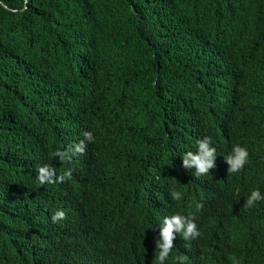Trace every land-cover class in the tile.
<instances>
[{
	"label": "trees",
	"instance_id": "obj_1",
	"mask_svg": "<svg viewBox=\"0 0 264 264\" xmlns=\"http://www.w3.org/2000/svg\"><path fill=\"white\" fill-rule=\"evenodd\" d=\"M205 137L215 167L197 176L182 158ZM237 145L248 162L228 173ZM45 165L71 179L40 184ZM254 190L264 0H0V264H159L176 214L200 235L176 233L164 264H264Z\"/></svg>",
	"mask_w": 264,
	"mask_h": 264
},
{
	"label": "clouds",
	"instance_id": "obj_2",
	"mask_svg": "<svg viewBox=\"0 0 264 264\" xmlns=\"http://www.w3.org/2000/svg\"><path fill=\"white\" fill-rule=\"evenodd\" d=\"M86 140L91 142L93 140L92 134L89 132L84 133ZM86 144L81 141L74 146V152L70 149L66 152L57 151L55 153L56 157H59L61 162L67 161L71 162V157L73 154L79 153L84 154ZM215 148L210 147V138L205 137L203 140L198 142V154L193 155L192 152H188L183 156V167L186 169H195V174L197 176L208 174L209 169L215 167L214 160L216 158ZM228 164V173H238L240 172L245 164L248 162V151L246 148H242L237 145L233 149V153L225 158ZM72 171L71 169L65 171L62 175L56 176V171L50 165H45L38 169V180L40 184L45 183H56L64 182L66 179H71ZM171 196L173 199H181V194L179 192H172ZM264 200V195L261 194L259 190H254L251 195L246 200L245 206L251 207L255 202ZM202 205L197 204V208H201ZM66 214L64 211H57L51 217L53 223H57L61 220L66 219ZM182 233L183 239L188 240L189 238L195 239L199 237L200 232L197 230V225L194 223V218L191 216L183 215H173L171 217H166L163 221V227L160 233L161 239H158L157 247L159 248L158 260L159 264H164V261L168 258L171 250L174 247L173 240L175 239V234ZM179 264H185L187 260L186 256H179L176 258ZM233 264H238L236 258L230 257Z\"/></svg>",
	"mask_w": 264,
	"mask_h": 264
}]
</instances>
